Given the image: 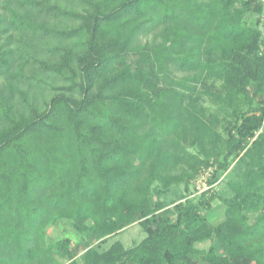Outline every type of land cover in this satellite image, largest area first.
I'll list each match as a JSON object with an SVG mask.
<instances>
[{
	"label": "trees",
	"instance_id": "1",
	"mask_svg": "<svg viewBox=\"0 0 264 264\" xmlns=\"http://www.w3.org/2000/svg\"><path fill=\"white\" fill-rule=\"evenodd\" d=\"M239 1L0 0V76L18 59L35 87L63 83L43 102L36 89L21 101L0 93V264H264L253 241L264 236V5ZM50 54L59 62L40 59ZM203 94L232 111L225 137L226 117L205 114ZM189 144L204 159L172 173ZM236 158L226 198L213 185ZM197 163L216 164L210 188L177 203L176 218L157 213L153 191ZM215 201L227 207L219 226L201 214ZM56 212L86 238L46 246ZM136 221L139 243L101 249ZM206 241L223 251L197 247Z\"/></svg>",
	"mask_w": 264,
	"mask_h": 264
},
{
	"label": "rangeland",
	"instance_id": "2",
	"mask_svg": "<svg viewBox=\"0 0 264 264\" xmlns=\"http://www.w3.org/2000/svg\"><path fill=\"white\" fill-rule=\"evenodd\" d=\"M205 1V0H203ZM244 0H240L239 2L242 3ZM13 5V4H12ZM15 6V5H13ZM2 11H4L2 9ZM6 39L3 37L0 43H5ZM14 47H20L21 43H12ZM44 52V50H42ZM40 59H46L49 63L59 62L60 57L58 55H48L40 56ZM13 67L7 71V74L4 76H0V93L3 92L5 95L13 94L14 98L18 101H21L22 95L20 94L21 90L30 91V95H36L34 89L40 91L39 100L41 102L44 99L50 98V96L54 93L61 92L58 86L63 85V83H57V89H47L42 90L38 87H35L32 84V65H24L22 69H20V61L17 59L13 64ZM21 72V73H20ZM21 76H19V74ZM181 73V72H180ZM8 84H12L14 89L11 90L7 87ZM218 86V83H216ZM200 89L203 87H199ZM196 97V96H195ZM202 99L198 102L200 105L199 108L204 111L205 114H213L217 113L220 116H225L226 118L220 124V132L223 133L224 137L226 135V130L228 126H230L231 121L234 120L232 116L231 110H225L220 112L221 102L214 97H210L207 94H203ZM44 104V103H43ZM43 106V105H42ZM187 150L189 156L185 157L186 160L182 161L176 168L172 170L174 174H184L185 172L192 173V166L196 163V159L193 158V155L199 157L200 160L204 159V154L202 153L200 147L196 144H189L187 146ZM222 158V157H221ZM238 159L236 158L232 164L230 165L229 169L225 171L223 174L220 175L219 180L216 184L213 185V189L218 192L220 195L226 198H230L234 195L233 190L230 187V183L239 180V175L241 171V167L238 165ZM215 157H211L210 161H214ZM199 164V163H197ZM197 172L192 178H185V180L179 184L173 185L167 192H158L156 189L152 193L153 203H162L163 206L157 213H168L172 218H176V204L185 201L187 198L194 199L195 201L198 199L200 194L205 191L206 189L210 188V178L212 173L216 169V164H211L210 166L199 164L196 166ZM157 189L162 188L159 183H155L154 185ZM226 205L220 201H215L214 205L211 210H201L202 216L213 226H219L226 221ZM55 217H58L55 219ZM254 219L252 220V222ZM45 244L46 246H50L55 244L62 238L68 237L72 240L73 243H78L86 238L85 233L78 232L74 227L72 221L68 217H60L59 212H56L52 215V218L45 226ZM146 232L143 227L139 224L138 221L126 226L123 228L119 233L109 235L107 237V241L104 244H100L101 249L106 248L111 243L116 240H120L126 247L133 246L139 243L145 236ZM101 241V240H100ZM100 241L96 242L95 245L99 244ZM254 243H262L264 242V236L258 237L253 239ZM214 244L218 249L219 253L223 251L220 246V243L215 241H206L203 243L197 244V247L200 249H208L210 245ZM47 255V254H46ZM63 263L67 262V259L62 258L56 255ZM82 254L78 255L80 259Z\"/></svg>",
	"mask_w": 264,
	"mask_h": 264
},
{
	"label": "built area",
	"instance_id": "3",
	"mask_svg": "<svg viewBox=\"0 0 264 264\" xmlns=\"http://www.w3.org/2000/svg\"><path fill=\"white\" fill-rule=\"evenodd\" d=\"M264 5V0H260ZM259 29L261 32V49L264 51V11L258 15Z\"/></svg>",
	"mask_w": 264,
	"mask_h": 264
}]
</instances>
